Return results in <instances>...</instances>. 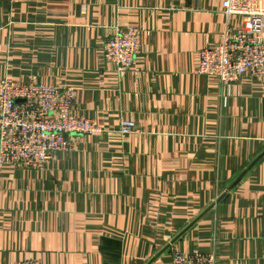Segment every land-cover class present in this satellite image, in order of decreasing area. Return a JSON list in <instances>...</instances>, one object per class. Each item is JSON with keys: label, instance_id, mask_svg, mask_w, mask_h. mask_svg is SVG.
I'll return each mask as SVG.
<instances>
[{"label": "crops", "instance_id": "0c3cea01", "mask_svg": "<svg viewBox=\"0 0 264 264\" xmlns=\"http://www.w3.org/2000/svg\"><path fill=\"white\" fill-rule=\"evenodd\" d=\"M223 2L0 0V80L73 86V113L110 130L0 168V264H264V79L197 72L242 23ZM130 26L142 49L121 70L103 44Z\"/></svg>", "mask_w": 264, "mask_h": 264}, {"label": "built area", "instance_id": "2783aa9c", "mask_svg": "<svg viewBox=\"0 0 264 264\" xmlns=\"http://www.w3.org/2000/svg\"><path fill=\"white\" fill-rule=\"evenodd\" d=\"M222 11L231 18L239 15L240 26L228 21L220 42L201 50L199 74L214 75L223 84L237 82L244 75L264 79V0H224ZM142 45L140 30L118 29L105 40L103 57L120 69L135 64ZM21 99V101H17ZM77 99L73 86L20 83L0 80V168L6 164L30 167L48 162L55 154L74 148L71 135L102 136L110 130L93 118L72 111ZM134 124L124 121L118 132L127 135ZM173 264H216L214 252L172 250ZM16 264H41L21 260Z\"/></svg>", "mask_w": 264, "mask_h": 264}, {"label": "water", "instance_id": "95a60500", "mask_svg": "<svg viewBox=\"0 0 264 264\" xmlns=\"http://www.w3.org/2000/svg\"><path fill=\"white\" fill-rule=\"evenodd\" d=\"M17 101H21V99H18Z\"/></svg>", "mask_w": 264, "mask_h": 264}]
</instances>
